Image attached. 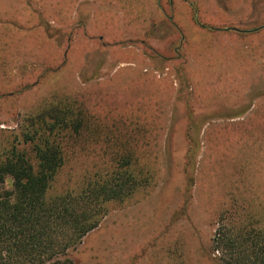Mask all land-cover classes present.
I'll list each match as a JSON object with an SVG mask.
<instances>
[{
	"label": "rangeland",
	"instance_id": "obj_1",
	"mask_svg": "<svg viewBox=\"0 0 264 264\" xmlns=\"http://www.w3.org/2000/svg\"><path fill=\"white\" fill-rule=\"evenodd\" d=\"M0 24V133L64 94L123 105L111 85L122 71L141 69L128 65L115 75L114 59L138 56V36L160 60L154 73L179 89L173 122L152 124L159 140L158 185L126 206L110 204L69 257L77 264H224L212 246L215 221L231 173L240 167L246 176L250 161L232 123L264 125V0H0ZM152 44H165V51ZM192 61L197 65L189 70ZM189 109L207 122L193 186L185 174L191 166ZM260 110L263 117L252 114ZM238 111L245 112L231 117ZM93 163L74 165L73 180L74 172ZM259 179L264 182V173Z\"/></svg>",
	"mask_w": 264,
	"mask_h": 264
},
{
	"label": "trees",
	"instance_id": "obj_2",
	"mask_svg": "<svg viewBox=\"0 0 264 264\" xmlns=\"http://www.w3.org/2000/svg\"><path fill=\"white\" fill-rule=\"evenodd\" d=\"M122 113L98 99L64 94L0 133V264H77L70 250L100 225L110 204L123 207L155 189L161 169L153 123L140 118L138 109L133 127L134 118L124 121ZM188 113L191 166L185 174L193 186L207 122L195 119L192 109ZM252 114L263 117V110ZM232 124L239 126L237 142L248 148L249 170L242 178L240 167L231 173L212 246L224 264H264V125ZM254 131L259 133L248 138ZM91 161L73 180L74 165Z\"/></svg>",
	"mask_w": 264,
	"mask_h": 264
},
{
	"label": "crops",
	"instance_id": "obj_3",
	"mask_svg": "<svg viewBox=\"0 0 264 264\" xmlns=\"http://www.w3.org/2000/svg\"><path fill=\"white\" fill-rule=\"evenodd\" d=\"M3 25H6V22H4ZM146 43H148L147 39L138 36V56H131L132 58L127 59V61H125L126 59H114L118 63V65L116 66V70L114 71L115 75L119 72L120 69L125 68L128 65H130L128 67L141 69L139 71H134L130 73L122 71V73L120 74L119 82L111 85L114 86L119 92L121 100L123 99L121 101L123 105L117 106V109L123 111L122 118L124 121H126V118H129V120L127 121L132 122L131 117H133V122L135 124L136 122L138 123L139 109L140 118H142L144 121H151L152 123L161 122L164 125L165 123L171 124L175 117V101L177 95L176 90L178 88L176 89V84L173 83L171 80L166 79L167 77L161 78L154 73L155 68L161 66V64H159L160 60L153 59V53L151 51L148 53V49L147 47H145ZM152 46L157 49V52L165 51V44L163 47L160 48L157 44H152ZM128 49L131 48L128 47ZM176 49L177 47H175V50ZM176 51L179 52V50ZM146 53L149 55L147 56ZM157 54L161 55L160 53ZM165 57L170 58L172 60H177L181 58V56ZM190 65L191 67H188L189 70L195 68L197 64L192 61ZM114 74L113 76H110L114 77ZM195 79L196 78L194 76V81ZM109 80L111 79L109 78ZM168 115L170 117H168L169 119L163 118L164 116ZM169 131L170 125L165 135L166 140H168L169 138ZM137 133L138 132H136L135 134Z\"/></svg>",
	"mask_w": 264,
	"mask_h": 264
},
{
	"label": "flooded vegetation",
	"instance_id": "obj_4",
	"mask_svg": "<svg viewBox=\"0 0 264 264\" xmlns=\"http://www.w3.org/2000/svg\"><path fill=\"white\" fill-rule=\"evenodd\" d=\"M179 48H180V47L178 46L176 50H179Z\"/></svg>",
	"mask_w": 264,
	"mask_h": 264
}]
</instances>
